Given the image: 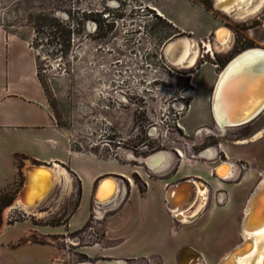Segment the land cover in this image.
Listing matches in <instances>:
<instances>
[{
  "label": "rangeland",
  "instance_id": "obj_1",
  "mask_svg": "<svg viewBox=\"0 0 264 264\" xmlns=\"http://www.w3.org/2000/svg\"><path fill=\"white\" fill-rule=\"evenodd\" d=\"M208 3L206 8L200 0H0V25L11 35L28 39L57 128L72 150L137 165L140 173L130 178L140 194L144 179H162L171 171H179L172 183L184 181L191 177L182 174H199L206 165V185L212 188L218 184L211 175L214 160L199 157V152L217 147L219 141L234 139L243 128L228 127L223 135L215 131L210 104L219 74L216 77L213 70L224 67L245 49L264 48V5L257 16L238 21L215 8L213 0ZM42 14L72 25L71 43L65 54L59 39L49 36V29H40L43 32L37 35L34 24ZM208 23L211 31L218 25L232 30L233 42L226 52H205L203 46L209 44V37L199 27ZM177 35L201 41V56L192 67L179 68L166 59L165 45ZM253 122L259 125V117ZM201 127L211 128V135L197 136ZM159 150L170 151L174 159L165 171L155 174L142 159ZM216 152L217 148L215 157ZM240 152H264V141L259 147H243ZM221 159H225L223 155ZM117 178L122 185L130 186L128 179ZM220 191L224 189L208 192L200 211L208 212L206 221L213 225L209 236L199 229V251L205 253L206 264H216L210 260L215 247L224 248L222 257L243 239L245 204L236 207L234 234L229 236L232 220L221 225L220 214H215L224 202ZM70 199V205L77 202V187ZM14 203L12 196L0 195V216L9 208L8 222L22 217L20 211L10 210ZM73 239L79 245H88L103 238L80 232L60 238L59 244L68 245ZM70 256L74 261L93 264L109 260L86 258L79 251Z\"/></svg>",
  "mask_w": 264,
  "mask_h": 264
},
{
  "label": "crops",
  "instance_id": "obj_2",
  "mask_svg": "<svg viewBox=\"0 0 264 264\" xmlns=\"http://www.w3.org/2000/svg\"><path fill=\"white\" fill-rule=\"evenodd\" d=\"M210 26L208 23L199 27L207 38L219 25L212 31ZM211 65L218 67L214 63ZM222 68L213 70L216 77ZM257 117L259 125L253 122ZM257 117L241 125V135L217 144L213 164L223 160L222 155L224 160L230 161L235 166L230 179L220 181L214 178L218 184L210 188L206 185V165L199 174H182L191 177L190 180L199 176L200 188L205 186L200 197L197 192L199 184L195 187L190 181H177L173 185L172 180L179 171H171L162 179H144L146 184L140 194L130 178L132 174L140 173L137 165L103 159L90 152H76L69 147L50 110L37 75L36 54L28 39L11 35L0 25V195L12 196L15 203L10 210L24 213L11 222H8L9 210L6 212L9 208L0 216V264L92 263L71 259L70 254L75 251L86 258H108L118 260L119 264H179L177 259L182 248L195 250L201 264H206L205 253L199 251V229L203 235L209 236L213 232V225L206 221L208 212L203 210L200 213L205 205L204 199L208 198L207 193L224 189V192L220 191L224 202L217 206L215 214H220L218 222L221 225L232 220L230 236L234 234L236 207L246 204L254 186L264 176V152H240L243 147H259L264 135L235 144V139L250 138L264 128V110ZM27 164L47 165L53 169L60 166L69 178L66 184L64 173L59 171L61 176L44 200L26 210L17 199L24 189ZM104 176L129 178L132 184L122 185L120 195L116 200L112 199L98 217L95 213L99 206L95 201L96 184L99 185ZM76 187L78 200L70 205L68 201L75 195ZM172 187L170 196L168 191ZM225 212H228L227 216ZM180 213L192 218L182 220ZM80 232L89 237L100 236L102 242L79 245L73 239L70 244L60 246V238H71ZM36 238L46 240L40 242ZM223 251V247H215L210 260L217 264Z\"/></svg>",
  "mask_w": 264,
  "mask_h": 264
},
{
  "label": "bare ground",
  "instance_id": "obj_3",
  "mask_svg": "<svg viewBox=\"0 0 264 264\" xmlns=\"http://www.w3.org/2000/svg\"><path fill=\"white\" fill-rule=\"evenodd\" d=\"M214 4L215 8L221 10L232 19L245 21L258 15L264 5V0H214ZM232 42V30L227 26L221 25L215 28L213 35L211 37L209 36V44L205 43L203 47L207 48L205 50L207 53L210 52V50L213 53H221L231 48ZM201 48V41L196 38L188 35H177L166 43L164 52L166 59L173 66L189 68L192 67L196 63L198 57H200ZM235 57H237V59L234 62L227 64L226 67L222 68L220 71L211 96L210 107L215 123V131L222 135L228 127L240 126L251 122L264 110V95L262 94L264 77L258 78V75H252V73H254L253 69L255 68L264 70V48H248L236 54ZM253 76L255 77L252 80ZM233 78H236L233 83L241 84L242 81H244L245 85H247L250 82L249 90L242 99H236L235 102L228 95L224 96L221 100V89L224 84L233 80ZM232 111L233 114L235 113V117L230 116ZM204 134L211 135V128L201 127L198 130L197 136L201 137ZM263 135L264 128L255 132L250 138L235 139V144L246 143L248 139L256 140ZM210 148L214 152H207L209 154L206 155L207 149L205 148L202 150L203 152H199V157L213 161L216 147L211 146ZM128 157L135 159L134 155L130 153ZM173 159L174 156L171 152L159 150L151 153L142 160L153 173L160 174L168 168ZM25 169V185L17 202L23 204L26 210L28 206L36 205L44 200L59 178V171L64 173L65 177L63 174L62 176L65 178L66 184L68 182L69 177L66 171L60 166H58V169H53L47 165L27 164ZM212 170L217 173V176L214 177L227 180L233 176L235 166H232L230 161L222 160L216 164ZM228 173H231V175L226 176ZM127 179L132 184L131 179ZM101 180L99 185L98 182L96 184L98 188L95 194L96 201L100 203L99 208L95 210L98 217L101 216L104 210L103 208H105L104 205L109 204L112 199L116 200V197L120 195L119 190L122 186L119 179L114 176H104ZM195 181L197 183L200 182L198 179ZM204 191L205 186L203 188L197 186V192H199V194L202 195ZM190 218H192L191 215L184 216L180 214V219L182 220ZM241 234L243 237L242 241L223 255L217 264H264V176L259 180L247 198L241 223ZM239 245L243 246V250L234 257V253L240 250ZM177 260L179 264H201L198 253L189 248H182L179 251ZM119 263L118 260L109 259L100 260L94 264Z\"/></svg>",
  "mask_w": 264,
  "mask_h": 264
},
{
  "label": "trees",
  "instance_id": "obj_4",
  "mask_svg": "<svg viewBox=\"0 0 264 264\" xmlns=\"http://www.w3.org/2000/svg\"><path fill=\"white\" fill-rule=\"evenodd\" d=\"M201 2L204 3L205 7H209V0H200ZM99 27V24L98 26ZM35 31L37 32V35L43 32L40 29L47 28L49 29V36L57 37L59 39V44L61 46V51L62 54H65L67 52L68 47L70 46L71 43V35H72V25L67 22L60 20L55 17H49L47 14H42L40 17L36 18L35 24H34ZM38 37L35 38L37 41ZM39 80L41 82V85L43 86L45 90V85L44 82L41 78V76L38 74Z\"/></svg>",
  "mask_w": 264,
  "mask_h": 264
},
{
  "label": "water",
  "instance_id": "obj_5",
  "mask_svg": "<svg viewBox=\"0 0 264 264\" xmlns=\"http://www.w3.org/2000/svg\"><path fill=\"white\" fill-rule=\"evenodd\" d=\"M214 6H215V4H214ZM236 59H237V57L232 56L227 61V63L225 64V66L223 68H225L227 64L234 62ZM253 71H254V73H252V75L253 74H255L256 76L258 75V78L259 77H264V70L263 69H260V68L256 69L255 68V69H253ZM254 77L255 76L252 77V80L254 79ZM234 79H236V78H233V80H230L229 82H227L226 84H224V86H223V88L221 89V92H220V99L221 100L224 98V96L228 95L235 102L236 99H242L244 97V95H246L247 91L249 90L250 82L247 85H245V82L244 81H242L241 84L235 83V82L233 83V81H235ZM262 94L264 95V84H263V93ZM218 99H219V97H218ZM234 115H235V113L233 114V111H232L230 116L235 117L236 115L235 116ZM25 171H26V169H25ZM215 174H217V173L215 172ZM239 249L240 250L237 253H234V255H233L234 257H236L238 255V253H240V251L243 250V246H240L239 245ZM226 264H228V263H226Z\"/></svg>",
  "mask_w": 264,
  "mask_h": 264
},
{
  "label": "flooded vegetation",
  "instance_id": "obj_6",
  "mask_svg": "<svg viewBox=\"0 0 264 264\" xmlns=\"http://www.w3.org/2000/svg\"><path fill=\"white\" fill-rule=\"evenodd\" d=\"M207 150H206V155H208L209 153H207V152H214L210 147H207L206 148ZM166 151V150H165ZM166 152H170V151H166ZM200 152H203V151H200ZM179 155H182L181 153H179ZM232 166H233V164H232ZM231 175V173H228V174H226V176H230ZM216 179H217V177H215ZM199 180L200 178H199V176H195V177H192V180H186L187 182L188 181H190V183H192V185H194L195 187L197 186V184H199V186H200V182L199 183H197L195 180ZM219 179V178H218ZM220 180H226V179H222V178H220ZM179 182V181H178ZM177 182H175L173 185H175ZM172 189H173V187L168 191V194H170V196H171V194L173 193V191H172ZM197 195H198V193H196ZM223 194V193H222ZM190 195V194H189ZM201 196V194H199V197ZM191 197H192V194H191V196H189V198H188V202L190 201V199H191ZM104 206H106V205H104ZM101 207H103V206H101ZM97 208H99V206L97 207ZM180 214H182V213H180Z\"/></svg>",
  "mask_w": 264,
  "mask_h": 264
},
{
  "label": "built area",
  "instance_id": "obj_7",
  "mask_svg": "<svg viewBox=\"0 0 264 264\" xmlns=\"http://www.w3.org/2000/svg\"><path fill=\"white\" fill-rule=\"evenodd\" d=\"M211 175L214 177V176H217V174H215V171H213V170H211ZM96 201V200H95ZM96 203L99 205L100 203H98L97 201H96ZM21 215L22 216H24V213L23 212H21Z\"/></svg>",
  "mask_w": 264,
  "mask_h": 264
}]
</instances>
